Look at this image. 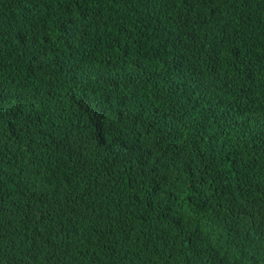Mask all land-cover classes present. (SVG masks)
Listing matches in <instances>:
<instances>
[{"label": "trees", "instance_id": "1", "mask_svg": "<svg viewBox=\"0 0 264 264\" xmlns=\"http://www.w3.org/2000/svg\"><path fill=\"white\" fill-rule=\"evenodd\" d=\"M0 264H264V0H0Z\"/></svg>", "mask_w": 264, "mask_h": 264}]
</instances>
